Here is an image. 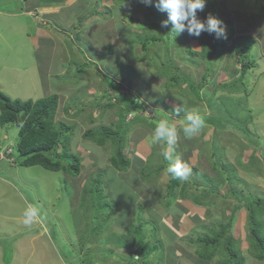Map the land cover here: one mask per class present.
<instances>
[{"label": "rangeland", "instance_id": "1", "mask_svg": "<svg viewBox=\"0 0 264 264\" xmlns=\"http://www.w3.org/2000/svg\"><path fill=\"white\" fill-rule=\"evenodd\" d=\"M19 1L0 0V10L14 12L16 7L20 8ZM74 1L82 0L69 2L74 4ZM94 1V5L99 6L100 13L106 11L104 16H108L109 19L108 4L102 5L101 2ZM208 1L216 5L220 17L233 21L237 35L251 34L256 39L253 49L245 59L252 64L244 79L245 93L235 95L217 90L219 85L228 83L240 75L241 68L235 57L214 61L198 97L183 80L178 87L168 89L165 77L159 78L157 74L161 71L160 65L167 63L166 60L190 75L195 83L200 82L205 74L206 63L189 53L191 49H199L197 38L189 36L186 31L175 36V32L171 31V24L167 28H148L144 31L142 27L149 23L161 24L162 21L167 20V13L151 5L150 9L156 13V19L152 17L147 19L145 14L149 11L144 4H119L115 6L114 12L124 14V18L116 17L113 25H106L104 33L99 31L100 49L96 51V57L86 51L74 36L77 31L82 32L78 29L82 25L79 24L76 30L73 29L71 33L73 44L66 42L69 50L72 51L67 73L57 79V83L65 86L73 97L81 101L76 102L74 106L71 95L68 96L71 97L68 100L62 97L61 102L58 100L55 116L56 121L71 126L69 152L80 160L81 171L78 177L71 178L63 172H52L38 165L18 166L14 161L18 157L16 151L18 128L14 124L0 126V147L2 146L0 148V213L6 211L5 204L14 206L19 203L21 205L19 210H22L24 204L25 206L33 204L40 209L41 215L46 218L49 232L46 234V230L42 227H37L35 231L43 234L44 239L41 238V243L48 245V248L45 249L47 258H40L36 264H40L41 261H44L41 264H125V262L116 263L120 259L111 256L112 253L123 252L130 257L134 253L135 247L130 250L131 254L124 248L128 240H131V243L137 241L134 228L131 229V235L126 237L129 226H140L146 236L145 244L153 253L151 261L147 260L148 264H167L171 261L173 253L168 251L167 247L172 245L177 249H187L191 253H194L195 248L202 250L203 246L198 244V240L213 237L214 234L221 232L220 229H224L225 233L223 231L221 233L223 234L221 242L210 245L211 253L214 254V258L210 260L211 264L217 262L220 264L230 259V252L225 244L228 234L236 238L231 249L238 252V258L240 256L244 258V264H264V261L253 258L249 249L245 207H242L239 216L237 214L236 218H230L236 205L244 206L251 197L264 198V0ZM115 3L118 4L117 1ZM46 13L39 9L31 13V16L38 24L47 26L50 24H46L43 19ZM37 15L42 18H37ZM93 18L97 19L95 16ZM29 30L28 28V34L31 33ZM82 30L87 38L94 34L93 26H87ZM98 34L92 38L95 39ZM136 34L143 35L144 38L148 37L147 39L153 35L159 39L155 42H152V39L148 40L152 43L144 61L139 60L145 52L140 42H134L138 38L135 37ZM17 41L22 43L20 36ZM77 49L82 51V57L75 52ZM15 52H11L10 48L2 47L0 68L5 65L7 54H15ZM136 99L139 103H145V110L144 107L141 111L138 110ZM125 105H132L134 111L130 112L131 115L128 114L125 122V126L130 129L126 145L131 141V151L125 154L129 168L120 172L110 167L109 158L113 152L110 143L98 146L85 141L82 135L88 128L100 125L116 126L118 124L116 122L119 121L118 113L120 109H125ZM178 107L182 109V114L177 115L174 112ZM213 110L216 117H224V115L229 117L224 120V128L215 131L213 126L205 121V127L193 138L184 137L182 129L188 114H199L203 118L211 114L210 117L215 119ZM161 119L169 120L177 129L179 135L174 145H168L166 142L161 144L149 142L148 138ZM228 119L236 123H231ZM244 124L251 133L248 139L238 130L239 127H244ZM256 135L260 138L259 144L250 141L251 137L255 138ZM8 148L13 149V159L6 155ZM164 150L170 152L173 161L177 156H181L180 158L185 161V156L179 153L185 152L187 155L193 152V156L190 154L189 157H192L195 163L193 167L198 175L191 170L187 181L176 178L180 186L177 185L174 193L179 196L181 190L184 195L179 205L177 204L178 207H176L178 197L165 199L169 182L166 169L171 161L165 160L161 155ZM59 151H62V148ZM163 164L165 170L157 176V169ZM204 173L209 176V181L200 177L205 176ZM101 174L103 183L100 188L104 190V198L111 205V210H102L101 221H106L102 234L92 239L93 245L85 243L82 247L78 242V236L86 234V237L91 234L95 222L92 207L84 212L82 188L89 179ZM19 192L23 197L17 196ZM167 201H171L172 205L167 207ZM195 201L201 203L199 206L203 212H198L196 209L199 216L198 223L193 225L188 235L181 236L172 225V218L175 215L183 216L184 208L188 210L189 207L194 212L195 208L192 207ZM128 205H131V208H128ZM171 208V214L166 217V212ZM12 211L17 210L13 208ZM8 219L0 215V264H18L15 256L21 255L26 250L17 251L20 245L16 246V244H19L21 235L16 234V227L14 229L17 223ZM261 219L264 223V216ZM186 222L192 225L189 219ZM185 223L183 221V225L179 226L181 231L187 230L188 226L185 227ZM117 238L121 241L119 246L122 247L117 246L115 242ZM82 254L88 255L85 263L81 261ZM131 257L136 258L134 255ZM183 261L180 260V263ZM19 264H34V261L28 263L26 260Z\"/></svg>", "mask_w": 264, "mask_h": 264}, {"label": "trees", "instance_id": "2", "mask_svg": "<svg viewBox=\"0 0 264 264\" xmlns=\"http://www.w3.org/2000/svg\"><path fill=\"white\" fill-rule=\"evenodd\" d=\"M53 3H58L57 0H51ZM119 4H127V3H138L143 5L139 0H116ZM61 2V0H60ZM41 5H46L48 2L45 0L40 1ZM145 5V4H144ZM147 7L148 13L145 14L146 18L150 17L156 19V13L151 5L144 6ZM208 15H212L213 17L223 21V25L226 27L228 38L227 40L223 39H215L214 35H208L207 33H202V35L197 39L198 42V50H189V53L197 58L200 61H204L206 63V71L202 76L200 82L195 83L194 79L190 77V75L185 74L181 69L176 66H173L169 60H166L167 63H163L160 65L161 71L157 72L158 77L166 79V87L168 89H173L178 87L183 81L188 84V87L192 89L193 94L195 96H200V90L205 85V81H207L210 70L213 68L214 61H220L223 58L235 57L237 62L240 65V75L237 78L232 79L228 83L223 85H219L217 90L225 91L228 94L240 95L246 92L245 88V75L247 70L252 67V64L245 61L248 57L249 53L253 49V46L256 42V39L251 34H240L237 35L233 26V21L229 18L220 17L217 13L216 5L212 2L206 0V6L202 12H198V17L203 20ZM155 16V17H154ZM38 17V15H37ZM142 30L153 29V28H161V24L158 22L149 23L145 27H142ZM137 40L140 42L142 46V50L145 52L142 57L139 58L140 61H144L148 55V48L150 43L158 41L156 37L153 35L150 36L149 39L144 38L143 35H137ZM152 39L151 41H148ZM167 46V45H166ZM111 52V51H110ZM166 59V58H165ZM157 68V65L155 66ZM159 67V66H158ZM169 72H167V71ZM160 73V76H159ZM182 78V79H181ZM183 80V81H182ZM190 95V94H189ZM59 96L56 94H52L50 96L32 101V100H13L10 99L7 95L0 91V126L12 125L14 124L18 128V143L16 146V151L18 153V157L15 163L21 167H30V166H41L42 168L52 171V172H63L69 177L76 178L80 174V160L79 158L69 152V133L71 132V126L67 125L62 121H56V110L58 107ZM219 103V102H218ZM221 103V101H220ZM219 103V104H220ZM142 103H138L136 101V107L141 111ZM141 108H140V107ZM217 106V104H216ZM128 109V110H127ZM131 110V111H130ZM134 111L132 105H125V109H120L119 121L114 127L108 125H100L95 128H88L84 131L82 138L85 141L92 142L98 146H103L106 143H110L113 148L112 155L109 158V163L111 166L120 172H124L129 168V161L125 157V147H126V138L130 133V129L125 126L127 116L131 115L130 112ZM183 111H180L179 114H182ZM215 110H213V115ZM129 114V115H128ZM211 115V114H210ZM204 117V120L213 126L214 130H220L225 126V119L229 118L228 116L224 117H215L212 119L211 117ZM132 118L129 119L131 121ZM231 123H236L232 120H229ZM239 132L243 135L250 137L251 133L248 128L239 127ZM253 144H259L260 138L256 135V137L250 139ZM62 148V151L59 149ZM8 157L12 158V153L8 155ZM189 158V154L185 161ZM164 162V161H163ZM194 165H189L191 170H194L196 173V169L193 167ZM246 166V165H245ZM249 166V164L247 165ZM162 170H165L164 164L157 169V176L160 174ZM168 173V172H167ZM205 174V173H204ZM198 175V173H197ZM200 175V174H199ZM169 182L167 183V189L165 192V199L167 200L169 197H177L174 193V189L180 186V182L174 178L171 174L168 173ZM204 180L209 181V176H200ZM103 176L97 175L94 178L89 179V181L84 185L81 192V198L84 204V212H87L89 208H93V214L95 222L93 223L91 234L85 237L86 234L78 236V242L82 247L86 244H90L92 239L96 236L102 234L104 225L106 221H101V213L102 210H111V205L104 198V190H102V180ZM181 189H184V182L181 185ZM235 193V192H234ZM180 194L182 195V191L180 190ZM179 195L178 198H182L184 195ZM174 198V200H175ZM196 205L198 201H195ZM172 205L171 201H167L166 206ZM242 207H245L247 211V224H248V246L253 254V258L258 261H264V223L262 222L261 217L264 216V198L261 197H251L245 202V205H236L232 212L230 218H236L237 214L239 216L240 210ZM238 211V213H236ZM83 217V216H82ZM84 219L86 216L83 217ZM88 226V225H87ZM134 228L137 234V241L131 243V240H128L125 245L126 249H131L135 247L134 253H130L132 256L139 255L141 261L148 258V256L152 253L149 249L150 247L145 244L146 236L142 233V229L140 226L136 227H128V230L125 235H131V229ZM226 228V227H225ZM87 229V228H86ZM221 232L214 234L213 237L210 238H200L198 240V244L203 246L202 250L195 248V253L201 260H211L214 257V254L211 253L210 245L216 242H221L223 239L222 231L224 229H220ZM225 233V232H224ZM123 235V237L125 236ZM225 236V234H224ZM111 238V236H110ZM235 237L232 234H228L227 238H225V244L227 249L230 252V259L228 261L222 262L220 264H244V258L240 256L238 258V252L232 250L233 244L235 242ZM115 242L118 247L121 245V241L115 239ZM213 246V245H212ZM81 247V248H82ZM149 247V248H148ZM200 247V246H199ZM154 251V250H153ZM130 255V257H131ZM126 256V255H124ZM128 258V257H127ZM123 258L120 259L116 263H124L135 260V257H131L130 259ZM88 259V255H83L81 261L85 263ZM218 264V262H217Z\"/></svg>", "mask_w": 264, "mask_h": 264}, {"label": "crops", "instance_id": "3", "mask_svg": "<svg viewBox=\"0 0 264 264\" xmlns=\"http://www.w3.org/2000/svg\"><path fill=\"white\" fill-rule=\"evenodd\" d=\"M40 1L41 0H20V8L16 7V11L4 12L0 10V50L4 46L6 48H10L11 52L16 51L15 54H7L5 65H2L0 68V91L5 92V95H7L10 99H20L22 101H34L35 99H41L52 94L58 95L60 102L62 97L64 100H68V98L72 97L73 101L71 102H73L75 106L76 102L80 103L81 101L76 99V97H73L70 94L71 91L67 90L65 86H61L57 83V79L66 75L70 62L72 51L69 50V46L66 45V42L68 41L70 44H73V41L71 40V33L73 32V29H77V26L81 24L82 26H79L81 28L78 29H81L82 32L77 31V34L74 36L76 37L78 43H80L86 51L92 53L93 57H96L95 53L98 49H100L98 47L99 37L101 36V34H98L99 31L100 33H104L106 25H113V21L115 22L116 17H119V19L124 18V14H115V6L119 5V3H115L116 0H97L101 2L102 5L105 3L108 4L109 19L108 16H104V14L107 13L106 11L103 12V14L100 13L99 6L97 7V5H94V0H82L80 2L74 1V4L73 2H69L70 0H61V2L58 3H53L51 0H45L48 2L45 6L41 5ZM39 9L45 13L47 10H51V12H47L43 15V19L47 22L46 24L49 23L50 25H40L34 21L31 13L38 11ZM20 13H22V16H20ZM93 16L97 17V19L93 18ZM98 22H101V24H98ZM87 26H93L94 34H91L89 38L86 37L82 30L83 28H87ZM103 26L105 27L103 28ZM100 27L103 29H99ZM28 28L30 29L29 31H31V33L29 32L30 35L27 32ZM97 34L98 37L93 39L92 37ZM19 36L22 43L17 41ZM24 37L25 41H23ZM75 52H77V54H81L79 57L83 56L80 49H77ZM69 95H71V97H68ZM132 97L135 98L134 96ZM166 99L167 97L165 98V101ZM141 107H144L143 109L145 110V103H142ZM7 137L8 136L6 135V138ZM129 151H131V141L126 145L124 154ZM190 154L193 156V152L189 153V155ZM179 155L185 156L184 159L187 157L185 152H181ZM191 160L192 157H189L186 162L189 165H194L195 163ZM111 168L114 169L113 167ZM139 192L142 193L141 190H139ZM17 196L23 197L20 192ZM181 199L182 198L180 197L178 198L176 207H178L180 201H182ZM193 205L194 207L192 208H195L194 212H192L189 207L188 210L184 208L183 216L175 215L172 218V225L181 236L188 235V233L193 229V225L198 223L197 221L199 220V216L197 211L203 212L200 210L201 206L196 204ZM20 207L21 205H19V203L14 206L13 204H5L6 211L0 213V215H3L4 218L8 217L10 222L17 223L18 227L14 226V229L16 227V234H20V239L22 240V243L20 240L19 244H16V246L20 245L17 248V251L26 250L21 255L17 254L15 256L17 263H23L27 260L28 263L34 261V264H36L40 258H47L45 249L48 248V245L46 246L41 243V238L44 239L43 234H38L35 231L37 227H41L38 222H34L31 225L24 224L23 212L27 206L24 204L21 208L22 210H19ZM13 208L17 211H12ZM128 208H131V205H128ZM168 210L169 211L166 212V217L171 214L172 211L170 210H172V208ZM184 218H186V220L189 219L190 222H192V225L187 224L188 222H186ZM183 221L184 223L186 222L185 227L188 226L186 230L187 232L181 231L179 227L183 225ZM14 229L11 228V231L14 232ZM48 232L49 231L46 227L45 233L48 234ZM93 244V242L90 243V245ZM52 247L54 246L52 245ZM131 249L125 248L126 251H130ZM167 249L173 253V259L167 262V264H211L210 260H201L195 253V249H193L194 253L188 252L187 249H177L175 245L167 247ZM151 254L148 256L146 261H141L140 256L136 255L135 260H132V262L126 261L125 264H148V261L150 262L152 258ZM83 255L85 254H82V256ZM124 255L125 254H123V252L112 253L111 257L114 256L113 258L116 259H123V257L127 258V256ZM23 258H26V260ZM127 259H130V257ZM180 260L184 261L180 263ZM41 263H44V261H41Z\"/></svg>", "mask_w": 264, "mask_h": 264}, {"label": "clouds", "instance_id": "4", "mask_svg": "<svg viewBox=\"0 0 264 264\" xmlns=\"http://www.w3.org/2000/svg\"><path fill=\"white\" fill-rule=\"evenodd\" d=\"M146 6L153 5L159 11L166 12L168 19L161 22L162 28H167L172 25L171 31L175 32V36L187 32L189 36L199 38L202 33H207L215 39L227 40V30L223 25V21L208 15L201 20L198 17V12H202L206 6V0H141ZM181 108L174 109V112L179 115ZM186 123L183 126L182 132L185 138L191 139L205 127V120L199 114H188ZM178 132L175 126L166 119H161L157 122L151 136L148 138L151 144H161L166 142L168 145H174L178 139ZM161 155L165 160L171 161L166 171L174 178L182 181H187L191 169L189 164L182 160L179 156L172 160V155L168 150H164ZM24 224L31 225L38 222L42 228L46 230V218L41 215L40 209L28 204L23 212Z\"/></svg>", "mask_w": 264, "mask_h": 264}, {"label": "bare ground", "instance_id": "5", "mask_svg": "<svg viewBox=\"0 0 264 264\" xmlns=\"http://www.w3.org/2000/svg\"><path fill=\"white\" fill-rule=\"evenodd\" d=\"M13 152V149L12 148H8V150H7V156L10 154V153H12ZM13 159V158H12ZM8 161V160H7ZM9 162V161H8ZM9 163H11V162H9Z\"/></svg>", "mask_w": 264, "mask_h": 264}]
</instances>
